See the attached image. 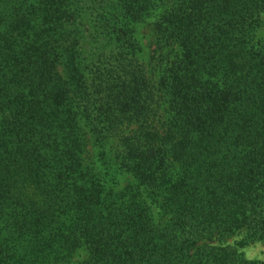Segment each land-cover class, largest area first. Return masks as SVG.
<instances>
[{"label": "trees", "instance_id": "obj_1", "mask_svg": "<svg viewBox=\"0 0 264 264\" xmlns=\"http://www.w3.org/2000/svg\"><path fill=\"white\" fill-rule=\"evenodd\" d=\"M168 1L0 0V264H264V0Z\"/></svg>", "mask_w": 264, "mask_h": 264}, {"label": "rangeland", "instance_id": "obj_2", "mask_svg": "<svg viewBox=\"0 0 264 264\" xmlns=\"http://www.w3.org/2000/svg\"><path fill=\"white\" fill-rule=\"evenodd\" d=\"M163 2L161 4L168 5L169 1L162 0ZM159 9H157L154 13H152L149 17L137 21L134 25V31H133V37L135 40V44L138 46V52L137 57L138 59L143 63L145 69L147 71H153V73L158 76L161 67H162V61L158 55V52L153 53V49L155 48L156 44L154 41V34L151 29L153 21L156 19V14L161 11V9H164L166 6L159 5ZM260 18V26L255 31V39L258 40V44H260L262 50L264 51V11H262L259 14ZM162 52L169 51L168 47H163L161 49ZM84 157V162L86 164H90L91 166H94L95 171L99 174L98 169L95 165L98 163L95 161V157H93V152L90 149V147H87V150L82 154ZM124 181H120L116 188H120L123 185ZM154 217L156 218V214H154ZM244 234L243 229H240L239 231H236L232 235L226 237L222 244H229L233 245L234 243L241 239ZM215 244L218 243V241H214ZM239 252L242 258L246 260L251 261H261L264 262V243L258 240L247 242L244 246L236 248Z\"/></svg>", "mask_w": 264, "mask_h": 264}]
</instances>
